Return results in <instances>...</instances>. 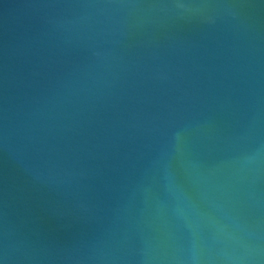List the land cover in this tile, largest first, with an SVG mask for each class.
<instances>
[{"label":"water","instance_id":"1","mask_svg":"<svg viewBox=\"0 0 264 264\" xmlns=\"http://www.w3.org/2000/svg\"><path fill=\"white\" fill-rule=\"evenodd\" d=\"M0 264H264V0H0Z\"/></svg>","mask_w":264,"mask_h":264}]
</instances>
